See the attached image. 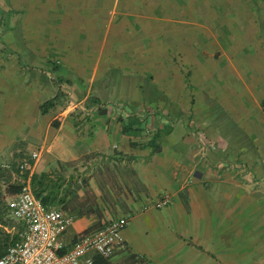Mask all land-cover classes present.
I'll use <instances>...</instances> for the list:
<instances>
[{
	"label": "crops",
	"instance_id": "1",
	"mask_svg": "<svg viewBox=\"0 0 264 264\" xmlns=\"http://www.w3.org/2000/svg\"><path fill=\"white\" fill-rule=\"evenodd\" d=\"M255 20L253 0H0V166L38 151L35 173L74 163L75 181L110 192L130 221L125 247L98 264H264ZM129 114L140 136L124 134ZM80 201L66 249L98 229L90 209L107 208Z\"/></svg>",
	"mask_w": 264,
	"mask_h": 264
},
{
	"label": "built area",
	"instance_id": "2",
	"mask_svg": "<svg viewBox=\"0 0 264 264\" xmlns=\"http://www.w3.org/2000/svg\"><path fill=\"white\" fill-rule=\"evenodd\" d=\"M40 160L38 151L11 164L0 166V176H7L9 185L18 193L9 204L14 220L21 225L18 240L9 244L0 256V264H93L90 254L111 257L125 247L123 234L130 217L116 219L93 232L79 236L71 248H64L61 237L75 222L70 213L46 207L33 191L32 177ZM170 205L168 197L155 201L156 209ZM61 250H65L60 254Z\"/></svg>",
	"mask_w": 264,
	"mask_h": 264
},
{
	"label": "trees",
	"instance_id": "3",
	"mask_svg": "<svg viewBox=\"0 0 264 264\" xmlns=\"http://www.w3.org/2000/svg\"><path fill=\"white\" fill-rule=\"evenodd\" d=\"M58 99H60V96L43 105L42 113H46L50 108L54 107L55 102L58 101ZM99 113L101 115H105L107 114V111L106 109H100ZM122 122H124V134L126 135L140 136L144 130V127H142L144 119L137 115L129 114L127 119H122ZM54 126L57 127L58 125L54 124ZM158 139L159 135H155L153 143H151L152 154H156L161 151L160 147L155 143V141ZM126 158L128 161H133L135 159L133 157ZM59 166L64 170V172L67 173L71 167H74V163L65 165H61V163H59ZM131 174H134L132 170ZM52 175L53 173H34L32 177L33 191L36 197L40 199L46 207H60L61 210L66 212H74L80 208L79 213H82L84 208V205L80 201L82 197L86 198V202L100 199L107 205V208H99V205L97 204L96 207L90 209V212L96 213L102 219L101 224L93 227L92 229L100 228L104 224L116 220L117 210L115 209V207L110 208L109 205L110 192L105 193L103 187L101 185H98L97 180L92 181L91 177H84L81 181H79L80 178L75 181V176L73 174L69 175L68 177L62 174H59L58 176L55 175L56 180H54L52 179ZM102 182L103 185H106L104 179H102ZM93 185L96 186L97 190L100 192L99 194L95 192V187H93ZM16 189L19 190L18 188ZM106 213L109 215V221H105L104 223L103 220L105 219L104 215ZM15 240H18L17 235L13 237V241ZM64 252L65 250H61L59 253L62 254ZM105 259L108 258L99 256L96 259H93V264H98L99 260ZM133 259L139 260L136 256H133Z\"/></svg>",
	"mask_w": 264,
	"mask_h": 264
},
{
	"label": "rangeland",
	"instance_id": "4",
	"mask_svg": "<svg viewBox=\"0 0 264 264\" xmlns=\"http://www.w3.org/2000/svg\"><path fill=\"white\" fill-rule=\"evenodd\" d=\"M253 8L256 14L255 23L258 34L264 41V0H253ZM146 84L148 83L146 82ZM128 111L131 112L130 110ZM84 117L86 119L84 125L91 122L90 116L84 115ZM104 162L105 160H97L95 164L103 166ZM73 171V167H71L66 176L73 174L76 177V173ZM52 179L56 180V176L52 177ZM9 183L7 176H0V256L5 252L21 227L20 223L13 219L9 211V204L18 191L16 187L10 186Z\"/></svg>",
	"mask_w": 264,
	"mask_h": 264
}]
</instances>
